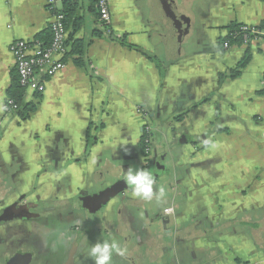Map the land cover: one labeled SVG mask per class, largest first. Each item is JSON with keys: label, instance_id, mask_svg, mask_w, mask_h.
<instances>
[{"label": "crops", "instance_id": "crops-1", "mask_svg": "<svg viewBox=\"0 0 264 264\" xmlns=\"http://www.w3.org/2000/svg\"><path fill=\"white\" fill-rule=\"evenodd\" d=\"M172 2L182 35L159 0H108L111 35L95 0L63 1L74 12L64 67L39 74L42 92L23 87L36 108L22 120L4 110L18 81L9 46L43 47L35 37L52 33V16L46 0H0V209L22 198L38 215L0 224V264L12 240L35 264H65L71 251V264H94L90 247L105 242L124 250L111 264H264V37L238 43L228 30L261 25L264 0ZM76 40L81 58L70 53ZM146 124L153 154H166L153 185L164 198L131 191L82 208V197L143 166Z\"/></svg>", "mask_w": 264, "mask_h": 264}, {"label": "built area", "instance_id": "built-area-1", "mask_svg": "<svg viewBox=\"0 0 264 264\" xmlns=\"http://www.w3.org/2000/svg\"><path fill=\"white\" fill-rule=\"evenodd\" d=\"M63 1L65 0H46L47 9L52 16L50 23L52 38L47 47L43 49L38 46L31 48L26 41L21 39L14 40L9 46L14 55L19 84L31 91H43L44 85L39 77L40 73L51 75L64 67V61L59 58L60 55L66 54L68 50L64 24L65 14L62 10ZM95 7L104 32L111 35L108 0H95ZM238 29L243 43H248L251 39H257V35L262 33L257 30V26H249L248 24H240ZM223 44L224 47H227L229 43L225 41ZM4 110L6 112L16 110V105L12 99L6 101ZM143 137L145 143L144 153L149 154L152 144V126L150 124L144 126ZM172 212V207L164 208L165 214Z\"/></svg>", "mask_w": 264, "mask_h": 264}, {"label": "water", "instance_id": "water-1", "mask_svg": "<svg viewBox=\"0 0 264 264\" xmlns=\"http://www.w3.org/2000/svg\"><path fill=\"white\" fill-rule=\"evenodd\" d=\"M164 6V10L173 21L174 24L177 22L180 23L181 28L179 32L182 35L184 32V26L186 25L184 20L174 12V4L172 0H159ZM180 143L186 142V136L183 134L179 138ZM150 155V156H149ZM151 157L149 159V157ZM156 154L151 153L147 155L146 162L144 160L143 166L139 169H144L150 171L153 174L154 180L159 178L166 171L165 159L166 154H162L156 157ZM125 175L120 176L119 178L112 181L110 184L100 189L99 191L93 194H87L81 198V207L87 210L88 212L94 213L98 211L101 207L106 205L109 200L113 198H120L124 200L125 192H131V186L126 183L124 179ZM36 208V205L30 202H24L22 198H19L12 202L9 205L4 206L0 209V223L9 222L11 220H21L25 218H32L35 216V213L32 209ZM167 221L165 220L164 223ZM73 252L71 251L68 257V260L65 264L73 263ZM30 255H15L5 261L4 264H28Z\"/></svg>", "mask_w": 264, "mask_h": 264}, {"label": "trees", "instance_id": "trees-1", "mask_svg": "<svg viewBox=\"0 0 264 264\" xmlns=\"http://www.w3.org/2000/svg\"><path fill=\"white\" fill-rule=\"evenodd\" d=\"M62 10L65 14L66 19L64 20V24H67L70 19L71 16L74 15L73 12V7L69 4H63ZM239 26L240 24H231L230 26H228V30H229V35L230 37L234 40L239 42H242V38L240 37V33H239ZM257 30L259 32H262L260 34L257 35V37H264V21L261 23V25L257 26ZM233 35V36H232ZM52 38V33H50V31L47 29L41 33H39L36 37L35 40H40L42 42L43 47H41L42 49L47 47V44L49 43V41H51ZM86 49V43H84L83 41H74L72 46H71V50L70 53L74 54L78 57H83L84 52ZM148 58L154 60V57H150L148 56ZM249 59V55L246 54L240 61L239 63L236 65V67L231 70L229 73L230 78L236 77L239 74L240 69H242L244 67V65L246 64V62ZM78 63H81L82 60H75ZM159 63V62H158ZM157 63V64H158ZM23 94H24V90L23 87L19 84V82L17 81V78L14 77L13 81H12V85L11 87L8 89V95L9 97L13 100L14 104L16 105V113L19 116L20 119L24 120L26 119L29 114L31 112H33L36 108L35 103L32 102H26L23 99ZM181 115H178L175 117V120H180ZM143 138L140 141V149L142 151V153L144 152L145 149V143L143 142Z\"/></svg>", "mask_w": 264, "mask_h": 264}, {"label": "clouds", "instance_id": "clouds-1", "mask_svg": "<svg viewBox=\"0 0 264 264\" xmlns=\"http://www.w3.org/2000/svg\"><path fill=\"white\" fill-rule=\"evenodd\" d=\"M126 183L131 186L132 195L145 201L155 199L159 202L165 196L161 188L158 193H154V177L150 171L144 169L129 168L124 176ZM123 256L124 250L115 242L97 243L90 247L89 256L94 259V264H111L113 254Z\"/></svg>", "mask_w": 264, "mask_h": 264}, {"label": "flooded vegetation", "instance_id": "flooded-vegetation-1", "mask_svg": "<svg viewBox=\"0 0 264 264\" xmlns=\"http://www.w3.org/2000/svg\"><path fill=\"white\" fill-rule=\"evenodd\" d=\"M152 142H153V133H152ZM152 144H151V149H150V152L149 153H151L152 152ZM143 154L147 157V155L148 154H145L144 152H143ZM160 155H162V154H159L158 156H160ZM150 156V155H149ZM148 156V157H149ZM158 156H156V157H158ZM155 157V158H156ZM151 157H149V159H150ZM37 208V207H36ZM36 208H34V209H32V211L34 212V210L36 209ZM35 213V216L34 217H32V218H25V219H21V220H30V219H34V218H37L38 217V215H37V211L36 212H34ZM16 220H18V219H16ZM1 224V223H0ZM11 243H12V245L11 246H9L8 247V250H7V252H8V254H13L12 256H15V255H22V254H24L25 252H20L19 251V247H20V241L19 240H17V241H11ZM3 251H2V253L0 254V255H3ZM12 256H10V257H12ZM10 257H8V258H10ZM28 264H35V262H34V259H30V261H29V263Z\"/></svg>", "mask_w": 264, "mask_h": 264}, {"label": "rangeland", "instance_id": "rangeland-1", "mask_svg": "<svg viewBox=\"0 0 264 264\" xmlns=\"http://www.w3.org/2000/svg\"><path fill=\"white\" fill-rule=\"evenodd\" d=\"M152 132H153V127H152Z\"/></svg>", "mask_w": 264, "mask_h": 264}]
</instances>
